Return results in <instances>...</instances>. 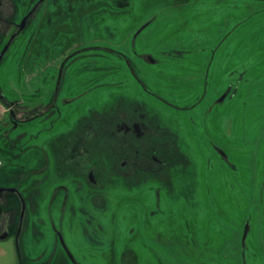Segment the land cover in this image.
Here are the masks:
<instances>
[{
  "label": "rangeland",
  "instance_id": "1",
  "mask_svg": "<svg viewBox=\"0 0 264 264\" xmlns=\"http://www.w3.org/2000/svg\"><path fill=\"white\" fill-rule=\"evenodd\" d=\"M25 3L19 0L18 6ZM11 29L3 32L6 39ZM27 30L0 64L2 87L18 85L27 91L45 86L46 73L56 74L61 61L77 53L67 67V92L94 89L92 101L111 104L130 97L156 106L163 134L177 136L186 154L179 155L174 170L175 189L159 185L161 210L155 219L159 231L169 238L173 234V243H178L150 247L156 229L150 220L156 208L149 204L151 182L146 204L141 190L128 192L119 186L108 189L109 206L99 212L106 215L100 222L109 224L110 231L100 232L97 245L81 230L65 229V242L77 261L264 264V0H47ZM143 87L166 105H153L140 91ZM193 103L199 107L171 108ZM66 106L52 134L68 131L76 119L73 111L81 109L76 103ZM204 111L209 113L203 124ZM37 142L23 140L19 144L24 154L8 161L11 148L2 149L0 139L5 161L0 178L12 176L26 194L35 192L30 190L33 177H27L33 149L26 145ZM164 158L168 164L175 161L172 152ZM51 175L49 181L57 183L55 171ZM48 182L43 186L46 195ZM20 207L13 197L0 205L12 232ZM58 210V204L51 209L53 214ZM34 212L39 217H33L22 244L25 262L43 264L50 257L52 264H70L62 247L54 244L56 235L46 221L47 200ZM18 250L13 236L0 240V264H21Z\"/></svg>",
  "mask_w": 264,
  "mask_h": 264
},
{
  "label": "flooded vegetation",
  "instance_id": "2",
  "mask_svg": "<svg viewBox=\"0 0 264 264\" xmlns=\"http://www.w3.org/2000/svg\"><path fill=\"white\" fill-rule=\"evenodd\" d=\"M18 1L13 0L11 5L8 0H0V53L11 36L16 34L3 59L10 48L23 38L27 29L31 27L35 16L47 2V0L40 3V0H27L28 4L18 6ZM37 3H39L38 6L28 16L24 28L20 31L23 18ZM10 27L12 28L11 33L6 39L4 33ZM30 35L28 33L27 39ZM76 54L66 56L61 61L56 74L52 71L46 73L45 86L28 87L25 91V87L22 86L10 85L5 88L0 84V106L4 109L0 114V139L4 142L1 147L2 149L11 148L7 150L12 151V156L7 160H13L24 154L22 151L24 146L19 144L23 140L41 142L26 145L27 150L33 149L27 165L29 172L27 177H33V180L30 181V184L33 185L30 190H35V192L29 191L30 195L24 193L19 188L18 182L12 181V176L0 178V205L7 203L8 197H13L21 204L14 232L10 230V220L3 219L0 215V240L13 236L19 246L18 253L21 264H27L22 252L24 236L29 228L33 227V217L36 219L39 217L34 211L39 204L46 200V221L56 235L54 244L62 247L70 264H81L76 259L75 261L70 259L60 241L59 233L65 240V229L77 228L84 233L91 245H97L99 242L97 237L100 232L107 231L109 233L110 231L109 224L105 225L100 222L103 214L99 212H103L104 208L109 206L108 189H116L119 186H123L128 192L141 190L144 195L142 201L146 204L147 185L149 182L152 185L155 183L154 188L152 185V187L150 186L149 204L156 206L153 213L150 214V220L154 221L151 225L156 227L151 234L155 241L150 240V247L154 249L156 243L159 242L162 247L178 243V240L173 243L175 241L173 234L169 238L159 231L155 219L161 210L162 193L159 185L163 188L175 189L174 170L178 167L179 155H186L180 146L179 138L176 139L177 136L175 137L173 134L169 137L167 133L163 134L162 125L159 124L162 119L160 111L156 106H150L145 101L120 97L111 104L101 103L98 100H91L95 92L94 89L79 94L67 92L65 87L67 67ZM138 56L142 60L144 59L142 55ZM122 57H125L130 63L129 57L125 55ZM147 59L154 60L149 55ZM206 76L205 72L204 82ZM140 91L152 99L153 105L165 104L156 92L146 90L145 87ZM72 103L79 104L81 108L78 111H73L76 118L73 126L68 131L52 134V131H56L60 126L59 121L64 116L66 105ZM84 105L86 106L83 107ZM190 106L185 108L184 105H174L171 108L174 111L192 110L199 107V104L193 103L192 107ZM77 108L76 106L74 110ZM207 112H203V124ZM24 128H27V131ZM17 130L20 132L15 133ZM218 151L226 159V153L221 148H218ZM168 152H172V157L175 156V161L171 160L170 164L164 158ZM184 160H186V164L189 161L188 158ZM2 161L0 168L5 165V161L3 159ZM52 171H55V180H58L55 184H53L54 181H49L51 177L54 179L51 175ZM46 182L50 186L47 195L44 193L43 187ZM57 204L59 206L58 213L53 214L51 209ZM22 211H24L23 217ZM55 217H57L59 227L56 226ZM131 219L132 217H129L128 221ZM144 234V238L148 242L146 231ZM150 247L149 250H151ZM174 247L177 248V246ZM47 248L49 249V247ZM171 248L173 247L171 246ZM32 263L37 264L35 261ZM43 264H52L50 257Z\"/></svg>",
  "mask_w": 264,
  "mask_h": 264
},
{
  "label": "water",
  "instance_id": "3",
  "mask_svg": "<svg viewBox=\"0 0 264 264\" xmlns=\"http://www.w3.org/2000/svg\"><path fill=\"white\" fill-rule=\"evenodd\" d=\"M41 1H43V0H40L39 3H40ZM39 3H37V4L34 6V8H33V9H32V10H31V11H30V12H29V13L23 18V20H22V22H21V25H20V31L24 28L28 16H29V15H30V14L36 9V7L38 6ZM15 36H16V34H13V35L11 36V38L9 39V41L7 42V44L4 46L3 50L1 51V53H0V63H1L2 59H3L4 54H5L6 51H7V49H8L9 46L11 45L12 40L15 38ZM24 208H25V205H24ZM23 214H24V211H22V217H23ZM247 229H248V228L246 227V230H245V232H244V236H246V234H247ZM59 237H60V241H61V243H62V245H63V247H64L66 253H67L68 256L70 257V259H72L73 261H75V257H74V255L72 254V252L70 251L69 247L67 246V244H66V242H65V240H64V238H63V235H62L61 233H59Z\"/></svg>",
  "mask_w": 264,
  "mask_h": 264
},
{
  "label": "built area",
  "instance_id": "4",
  "mask_svg": "<svg viewBox=\"0 0 264 264\" xmlns=\"http://www.w3.org/2000/svg\"><path fill=\"white\" fill-rule=\"evenodd\" d=\"M2 163H3V161H2V159L0 158V167L2 166Z\"/></svg>",
  "mask_w": 264,
  "mask_h": 264
}]
</instances>
